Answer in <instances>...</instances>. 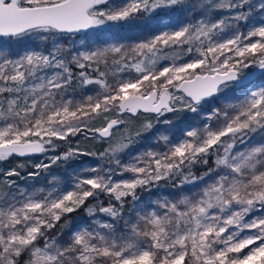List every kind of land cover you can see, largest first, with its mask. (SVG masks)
Segmentation results:
<instances>
[{
	"label": "snow or ice",
	"instance_id": "6c2138e0",
	"mask_svg": "<svg viewBox=\"0 0 264 264\" xmlns=\"http://www.w3.org/2000/svg\"><path fill=\"white\" fill-rule=\"evenodd\" d=\"M0 264H264V0H0Z\"/></svg>",
	"mask_w": 264,
	"mask_h": 264
},
{
	"label": "trees",
	"instance_id": "16d2710c",
	"mask_svg": "<svg viewBox=\"0 0 264 264\" xmlns=\"http://www.w3.org/2000/svg\"><path fill=\"white\" fill-rule=\"evenodd\" d=\"M87 42H88L87 38H86V36L83 33L76 34L75 36L71 37V41L70 42L69 41H65V47H70V46H72L74 44L75 48H80L82 45L87 44ZM30 48H37V43L36 42H31L30 43ZM39 50H43V46H40ZM20 51H21V54H22L23 48H21ZM177 123H180V122L178 121ZM163 127H164V125H162V124L158 125V128H163ZM136 147L137 148H141V145H137ZM83 160L85 162H89V161L92 160V158L85 157V158H83ZM14 164H15V161H13V166H14ZM53 171L56 174L63 176V169L62 168L54 169ZM21 183H23V182H21ZM167 191H171V189L170 188H162L161 189V192H167ZM142 196L147 197L149 199H155L156 198V195H153V194H150V193H147V192L142 193ZM79 215L83 216V213H80ZM74 216H76V214H74Z\"/></svg>",
	"mask_w": 264,
	"mask_h": 264
}]
</instances>
